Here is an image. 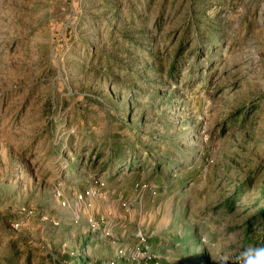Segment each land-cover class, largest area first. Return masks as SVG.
Segmentation results:
<instances>
[{"label": "rangeland", "instance_id": "374dc122", "mask_svg": "<svg viewBox=\"0 0 264 264\" xmlns=\"http://www.w3.org/2000/svg\"><path fill=\"white\" fill-rule=\"evenodd\" d=\"M263 210L264 0H0V264H240Z\"/></svg>", "mask_w": 264, "mask_h": 264}, {"label": "clouds", "instance_id": "9594fccd", "mask_svg": "<svg viewBox=\"0 0 264 264\" xmlns=\"http://www.w3.org/2000/svg\"><path fill=\"white\" fill-rule=\"evenodd\" d=\"M238 260L240 264H264V247L250 246L240 253ZM214 264H229L228 255L222 254Z\"/></svg>", "mask_w": 264, "mask_h": 264}, {"label": "trees", "instance_id": "16d2710c", "mask_svg": "<svg viewBox=\"0 0 264 264\" xmlns=\"http://www.w3.org/2000/svg\"><path fill=\"white\" fill-rule=\"evenodd\" d=\"M263 212H264V210H263Z\"/></svg>", "mask_w": 264, "mask_h": 264}]
</instances>
